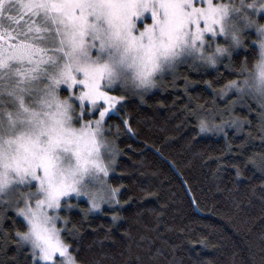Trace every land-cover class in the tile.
<instances>
[{"label":"snow or ice","instance_id":"snow-or-ice-1","mask_svg":"<svg viewBox=\"0 0 264 264\" xmlns=\"http://www.w3.org/2000/svg\"><path fill=\"white\" fill-rule=\"evenodd\" d=\"M257 15L264 19V0H0V240L4 241L0 251L7 257V242L16 245L12 256L0 264L9 259L14 264H88L80 256L81 226L72 223L69 213L80 206L73 201L82 197L89 205L81 209L84 219L102 204H120L121 186L109 182L119 153L114 137L123 128L133 133L134 129L129 115L113 124L112 114L120 115L121 102L129 95L143 99L167 74L173 75L174 83L182 64L215 67L223 57L230 59L235 49H247L245 33L251 29L258 54L251 64L247 56L240 63L236 71L242 79H229L217 93L227 99V93L235 90V97L212 112L218 121L197 118L199 131L223 133L225 151L237 158L224 161L222 152L216 157L218 168L230 163L237 178L248 179L241 165L253 163L264 173V151L259 164L255 154L238 159L246 155L250 139H259L264 150V23ZM184 79L187 90L188 77ZM204 83L213 87L218 80ZM246 98L255 104L245 105L255 113V130L249 116L232 115V106ZM227 127L235 128L233 136L247 133L235 152ZM251 196L261 201L258 217L236 224L243 200H234L232 208L221 211L238 233L251 232L257 219L264 221V181L259 192L253 185L246 194L249 204ZM10 210L24 221L14 236L4 228L6 219L18 224L15 216L8 215ZM120 219L113 211V223ZM159 224L157 220L149 229L157 233L155 237L140 234L147 245L137 243L134 249L129 243L124 264H164L163 249L152 248L156 239L167 243ZM124 231L131 241V230ZM259 241L264 264V230ZM235 255L232 264H250L253 259L250 253L249 261L238 262Z\"/></svg>","mask_w":264,"mask_h":264},{"label":"trees","instance_id":"trees-1","mask_svg":"<svg viewBox=\"0 0 264 264\" xmlns=\"http://www.w3.org/2000/svg\"><path fill=\"white\" fill-rule=\"evenodd\" d=\"M255 38L254 30L247 31L245 43L249 47L235 49L230 59L226 56L216 67L194 70L188 65L181 66L175 84L167 81L157 91L143 94V99L129 95L122 103L120 115L112 114L110 123L113 124L119 122L124 114L129 115L134 129L133 133L123 128L114 137L119 153L109 182L113 186H121L118 197L120 204L111 207L102 205L101 211L89 212L87 219H84L81 209L89 207L88 203L73 201L80 206L69 213L72 223L79 222L81 226L78 237L80 256L88 264L94 260L104 261V264H124L130 242L136 249L137 243H149L148 240L141 241L140 234L148 237L157 235L149 230L157 220L167 243L161 244L156 239L152 248L163 249L161 259L164 264L169 261L172 264H208V260L213 264H232L233 253L238 262L241 259L249 261L251 253L253 259L250 264H260L259 236L264 230V221L257 219L251 225V232L244 229L238 233L221 211L232 208L234 200H243L236 224L248 217H258L261 212L258 196H251L250 204L245 196L250 194L253 185L259 192L264 173L253 163H247L246 167L241 165L244 177L248 179L237 178L235 168L230 163H222L218 168L216 157L222 152L225 153L222 157L224 161L237 158L225 151L224 134L201 133L197 118L203 116L219 120L218 115L212 117V112L223 109L236 93L235 90L229 91L227 99L217 93L229 79H242L236 70L246 56L251 64L258 54V47L253 44ZM185 77H188L187 90ZM213 80H218L213 87L204 83ZM246 103L255 107L254 102L246 98L245 102L232 106V115L249 116L253 120L251 127L255 130V113L248 112ZM224 118L229 119L227 113ZM249 127L247 123L244 124L245 129ZM113 131H116L115 128ZM225 131L230 137L233 152L237 151L236 146L245 138L246 131L235 136L234 127H227ZM262 151L260 140L250 139L245 147L246 155L238 159L244 161L247 155L255 154L256 164H259ZM194 200L199 203H194ZM211 209L216 211L212 212ZM113 211L121 217L115 223L112 221ZM8 215L15 216L18 221L16 226H13L11 219L4 221V228L10 229L9 235L14 236L16 227L24 222L12 210ZM145 224L149 227L145 228ZM126 228L132 232L131 241L125 235ZM202 240L209 246L203 247L200 243ZM7 243V257L0 251V260L11 257L16 249L11 240ZM3 244L4 241L0 240V248ZM249 244L253 245L251 249ZM19 259L23 262V254ZM8 264L14 262L9 259Z\"/></svg>","mask_w":264,"mask_h":264},{"label":"rangeland","instance_id":"rangeland-1","mask_svg":"<svg viewBox=\"0 0 264 264\" xmlns=\"http://www.w3.org/2000/svg\"><path fill=\"white\" fill-rule=\"evenodd\" d=\"M246 2H251V0H246ZM249 11H251V10H249ZM145 15H147L148 16V23H150L151 22V19H150V13H146ZM259 18H260V15H257L256 16V19L259 21ZM260 23H264V19L263 20H261V21H259ZM251 30H254V32H255V29H251ZM226 57V56H225ZM225 57H223V58H225ZM222 58V59H223ZM199 63V62H198ZM183 65H188V64H182V65H180L179 67H178V69H177V72H176V77H175V81H174V83H173V80H174V77H173V75L171 74V73H169V74H167L166 75V77H165V79H164V81L162 82V83H158L157 84V86L156 87H154V88H152V89H150L148 92H146V93H144V94H148V93H151V92H154V91H157L158 89H159V87H160V85H161V87H162V84H165L167 81H170L171 82V84H175V82L178 80V77H179V75H180V73L178 72L179 71V68L181 67V66H183ZM217 66V65H216ZM215 66V67H216ZM210 67H213V66H206V65H203V64H200V66L199 67H190L189 65H188V68H192V69H194V70H196V69H210ZM136 97H140V96H136ZM124 101H122L121 102V105H122V103H123ZM79 201H86L87 202V198H84V197H82ZM74 202H76V200H74ZM106 204V203H105ZM105 204H102V205H105ZM102 205H101V207H102ZM115 205V204H114ZM74 209V208H73ZM72 209V210H73ZM101 211V210H100ZM92 212H98V211H96V210H93ZM14 213H15V211H14ZM16 214V213H15ZM17 216V215H16ZM18 218H20L22 221H23V218L22 217H19V216H17ZM24 222V221H23Z\"/></svg>","mask_w":264,"mask_h":264},{"label":"bare ground","instance_id":"bare-ground-1","mask_svg":"<svg viewBox=\"0 0 264 264\" xmlns=\"http://www.w3.org/2000/svg\"><path fill=\"white\" fill-rule=\"evenodd\" d=\"M236 116V115H235Z\"/></svg>","mask_w":264,"mask_h":264}]
</instances>
